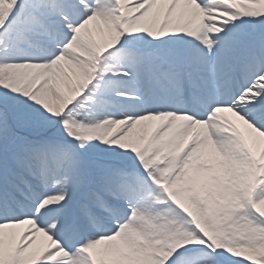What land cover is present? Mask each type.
Segmentation results:
<instances>
[{
  "label": "snow or ice",
  "instance_id": "obj_1",
  "mask_svg": "<svg viewBox=\"0 0 264 264\" xmlns=\"http://www.w3.org/2000/svg\"><path fill=\"white\" fill-rule=\"evenodd\" d=\"M0 264H264V0H0Z\"/></svg>",
  "mask_w": 264,
  "mask_h": 264
}]
</instances>
